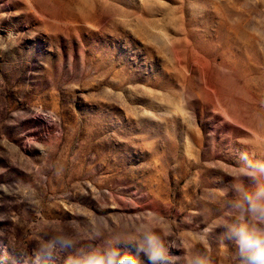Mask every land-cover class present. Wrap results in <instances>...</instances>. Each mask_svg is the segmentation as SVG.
I'll return each instance as SVG.
<instances>
[{
    "label": "rangeland",
    "instance_id": "1",
    "mask_svg": "<svg viewBox=\"0 0 264 264\" xmlns=\"http://www.w3.org/2000/svg\"><path fill=\"white\" fill-rule=\"evenodd\" d=\"M258 188L264 0H0V264H239Z\"/></svg>",
    "mask_w": 264,
    "mask_h": 264
},
{
    "label": "clouds",
    "instance_id": "2",
    "mask_svg": "<svg viewBox=\"0 0 264 264\" xmlns=\"http://www.w3.org/2000/svg\"><path fill=\"white\" fill-rule=\"evenodd\" d=\"M236 208L246 211L254 223L226 224V234L236 245L239 253V264H264V188L246 193ZM60 243L69 245L70 240ZM137 255H120L115 250L102 254L89 255L84 264H169V257L160 237L150 229L141 231L135 247ZM138 255L146 259L141 261ZM79 264V262H77ZM188 264H208L204 257L194 256Z\"/></svg>",
    "mask_w": 264,
    "mask_h": 264
}]
</instances>
